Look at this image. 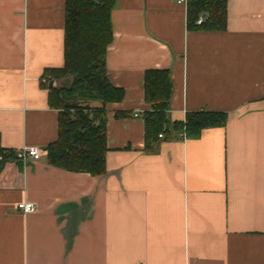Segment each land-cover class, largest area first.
<instances>
[{
  "label": "crops",
  "instance_id": "1",
  "mask_svg": "<svg viewBox=\"0 0 264 264\" xmlns=\"http://www.w3.org/2000/svg\"><path fill=\"white\" fill-rule=\"evenodd\" d=\"M65 3L0 0L1 146L42 156L0 174V264H264V0H227V30L210 33L188 30L179 0L115 1L106 64L125 98L107 105L96 177L47 162L59 114L44 73L64 66ZM149 70L171 74L172 125L206 111L226 127L148 144Z\"/></svg>",
  "mask_w": 264,
  "mask_h": 264
},
{
  "label": "trees",
  "instance_id": "2",
  "mask_svg": "<svg viewBox=\"0 0 264 264\" xmlns=\"http://www.w3.org/2000/svg\"><path fill=\"white\" fill-rule=\"evenodd\" d=\"M115 1L66 0L64 66L44 73V77L60 82L48 88L49 105L59 114L58 138L47 148V162L52 167L95 177L107 172V105L125 98V91L112 84L106 64L107 50L114 40L111 12ZM186 6L189 31L227 30V0H188ZM172 94L168 70L145 73L144 100L149 109L143 121L148 144L160 135L183 133L189 139H199L204 130L226 127V113L206 111L187 113L184 122L172 125ZM87 102L100 106L90 108ZM119 116L125 115L115 114ZM12 161L19 160L14 152L2 148L0 137V174Z\"/></svg>",
  "mask_w": 264,
  "mask_h": 264
},
{
  "label": "built area",
  "instance_id": "3",
  "mask_svg": "<svg viewBox=\"0 0 264 264\" xmlns=\"http://www.w3.org/2000/svg\"><path fill=\"white\" fill-rule=\"evenodd\" d=\"M187 1L188 0H179V3L181 5L182 4L187 5ZM202 22H203V18L201 17L197 23L200 25ZM49 83H50V81H49ZM50 86H51V83H50ZM52 86H54V85L52 84ZM134 117L140 118L139 113H135ZM159 137L162 138L163 136L160 135ZM15 154H16V158L19 161H21L22 163H25L29 160L38 161L42 158L41 154L36 149H30V148H23V149L19 150L18 152H16ZM18 208H19V210H21L25 214L33 213L36 210L35 204L29 203V202H24V203L19 204Z\"/></svg>",
  "mask_w": 264,
  "mask_h": 264
},
{
  "label": "rangeland",
  "instance_id": "4",
  "mask_svg": "<svg viewBox=\"0 0 264 264\" xmlns=\"http://www.w3.org/2000/svg\"><path fill=\"white\" fill-rule=\"evenodd\" d=\"M46 81L44 82V84H45V86L46 87H48L49 85H50V83H51V85L53 84L54 86H58L59 84H60V82H57V81H55V80H50V78H47V79H45ZM49 81H51L50 83H49ZM87 107H99V105H98V103L97 102H87L86 104H85Z\"/></svg>",
  "mask_w": 264,
  "mask_h": 264
},
{
  "label": "water",
  "instance_id": "5",
  "mask_svg": "<svg viewBox=\"0 0 264 264\" xmlns=\"http://www.w3.org/2000/svg\"><path fill=\"white\" fill-rule=\"evenodd\" d=\"M202 18L204 19V18H205V15H203ZM51 86H52V85H51Z\"/></svg>",
  "mask_w": 264,
  "mask_h": 264
}]
</instances>
